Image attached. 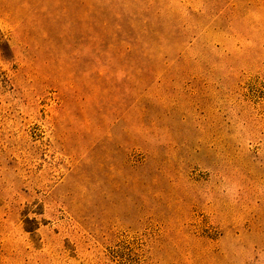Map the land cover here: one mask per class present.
Masks as SVG:
<instances>
[{
    "label": "rangeland",
    "instance_id": "obj_1",
    "mask_svg": "<svg viewBox=\"0 0 264 264\" xmlns=\"http://www.w3.org/2000/svg\"><path fill=\"white\" fill-rule=\"evenodd\" d=\"M0 264H264V0H0Z\"/></svg>",
    "mask_w": 264,
    "mask_h": 264
}]
</instances>
